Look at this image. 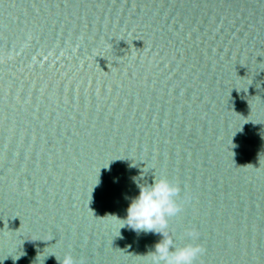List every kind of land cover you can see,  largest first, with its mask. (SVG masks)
<instances>
[{
    "label": "water",
    "instance_id": "95a60500",
    "mask_svg": "<svg viewBox=\"0 0 264 264\" xmlns=\"http://www.w3.org/2000/svg\"><path fill=\"white\" fill-rule=\"evenodd\" d=\"M162 176L196 264H264V0H0V264H148Z\"/></svg>",
    "mask_w": 264,
    "mask_h": 264
},
{
    "label": "clouds",
    "instance_id": "9594fccd",
    "mask_svg": "<svg viewBox=\"0 0 264 264\" xmlns=\"http://www.w3.org/2000/svg\"><path fill=\"white\" fill-rule=\"evenodd\" d=\"M139 194L131 199L127 208V216L120 228L128 226L137 234L153 233L162 237L144 256L148 264H196L204 253L201 244L196 243L199 233L188 230L189 242L176 246L174 240L167 234L169 220L181 211L177 197L180 187L167 177L153 178L151 183H138ZM58 260V259H57ZM59 264H76L71 253H66Z\"/></svg>",
    "mask_w": 264,
    "mask_h": 264
}]
</instances>
